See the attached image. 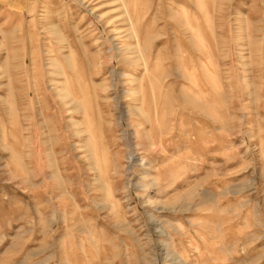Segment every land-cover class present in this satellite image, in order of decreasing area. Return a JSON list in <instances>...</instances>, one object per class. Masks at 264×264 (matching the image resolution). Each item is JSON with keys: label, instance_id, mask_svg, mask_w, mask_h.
Listing matches in <instances>:
<instances>
[{"label": "rangeland", "instance_id": "obj_1", "mask_svg": "<svg viewBox=\"0 0 264 264\" xmlns=\"http://www.w3.org/2000/svg\"><path fill=\"white\" fill-rule=\"evenodd\" d=\"M263 12L0 0V264H264Z\"/></svg>", "mask_w": 264, "mask_h": 264}, {"label": "bare ground", "instance_id": "obj_2", "mask_svg": "<svg viewBox=\"0 0 264 264\" xmlns=\"http://www.w3.org/2000/svg\"><path fill=\"white\" fill-rule=\"evenodd\" d=\"M263 1V0H262ZM221 4V3H220ZM252 12V11H251ZM256 12H258V11H256ZM261 13V12H260ZM253 14V13H252ZM256 14V13H255ZM263 14V16H262V19H261V21L260 22H262V24H263V26H264V12L262 13ZM261 14V15H262ZM253 16H254V14H253ZM259 18V17H258ZM254 20H255V18H254ZM256 21V20H255ZM258 22V21H257ZM254 23V22H253ZM229 25V24H228ZM227 25V26H228ZM246 27L248 26V25H245ZM251 26V25H250ZM247 29V28H246ZM256 29V28H255ZM261 29V28H260ZM240 31H243V30H241V29H239ZM257 30V29H256ZM258 31V30H257ZM256 38V37H255ZM254 38V39H255ZM251 39V38H250ZM256 40V39H255ZM258 41L260 42V44L262 43V44H264V34H263V36H260V37H258ZM250 43H252L253 44V42H250ZM251 44V45H252ZM257 45H258V43H257ZM194 46V45H193ZM249 46V45H248ZM247 46V47H248ZM252 46H254V44L252 45ZM242 47V46H241ZM244 47V46H243ZM251 47V46H250ZM250 47H248L249 48V50H250ZM257 47V46H256ZM256 47H254V50H255V48ZM258 48V47H257ZM253 49V48H252ZM246 52V51H245ZM250 52V51H249ZM250 55H252L251 53H250ZM259 55H260V53H259ZM245 57V56H244ZM250 57V56H249ZM245 59V58H244ZM243 59V60H244ZM136 60V59H135ZM248 60V59H247ZM247 63H249V62H247ZM246 63V64H247ZM249 64H251V63H249ZM147 66V65H146ZM220 66V65H219ZM251 66V65H250ZM248 67V66H247ZM217 69H218V67H217ZM248 69V68H247ZM243 70H244V68H243ZM247 71V70H246ZM249 72V71H248ZM247 80H248V78H247ZM139 80H137V78H133V82L135 83V82H138ZM251 82V80L250 81H248L247 83H250ZM251 84V83H250ZM253 85V84H252ZM256 85V84H255ZM199 87V86H198ZM251 87V86H250ZM59 89V88H58ZM57 89V90H58ZM61 89V88H60ZM63 89V88H62ZM251 89V88H250ZM139 90V89H138ZM138 90L137 89H134L133 90V92H131L133 95H137L138 94ZM141 93V92H140ZM60 94V93H59ZM60 96V95H59ZM250 96V95H249ZM252 96V95H251ZM62 98L67 102L66 103V105L67 106H69L70 105V103L68 102V100H70L69 98H70V94L69 93H67V92H63L62 91ZM61 98V99H62ZM258 98V97H257ZM141 100V99H140ZM61 101V100H60ZM65 103V102H64ZM72 103V102H71ZM76 107V106H75ZM78 107V106H77ZM65 108V107H64ZM79 111H80V109H79ZM76 112V111H75ZM143 112H144V109H143ZM136 115V114H135ZM80 127V126H79ZM75 128H76V126H75ZM78 131V130H77ZM82 147H84V146H82Z\"/></svg>", "mask_w": 264, "mask_h": 264}]
</instances>
